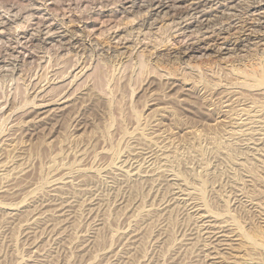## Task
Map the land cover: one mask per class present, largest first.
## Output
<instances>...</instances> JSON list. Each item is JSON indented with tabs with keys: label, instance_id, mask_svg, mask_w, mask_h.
<instances>
[{
	"label": "rangeland",
	"instance_id": "obj_1",
	"mask_svg": "<svg viewBox=\"0 0 264 264\" xmlns=\"http://www.w3.org/2000/svg\"><path fill=\"white\" fill-rule=\"evenodd\" d=\"M263 70L264 0H0V264H264Z\"/></svg>",
	"mask_w": 264,
	"mask_h": 264
},
{
	"label": "bare ground",
	"instance_id": "obj_2",
	"mask_svg": "<svg viewBox=\"0 0 264 264\" xmlns=\"http://www.w3.org/2000/svg\"><path fill=\"white\" fill-rule=\"evenodd\" d=\"M163 1V0H162ZM179 1V0H178ZM156 2V1H155ZM153 3V2H152ZM158 3V2H157ZM156 3V4H157ZM135 5V4H134ZM149 5V4H148ZM151 5V4H150ZM139 6H141V5H139ZM162 6V5H161ZM257 7V6H256ZM156 8H158V7H156ZM146 9V8H145ZM180 31V30H179ZM198 43H199V40H198ZM194 44V43H193ZM192 45V44H191ZM189 47V46H188ZM186 48V47H185ZM200 48V47H199ZM221 49V48H220ZM193 51V50H192ZM189 52V51H188ZM31 54V53H30ZM264 71V70H263ZM256 73V72H255ZM264 75V74H263ZM251 76V75H250ZM256 76V75H255ZM247 78H248V75H247ZM256 79V78H255ZM252 81V80H251ZM253 82V81H252Z\"/></svg>",
	"mask_w": 264,
	"mask_h": 264
}]
</instances>
